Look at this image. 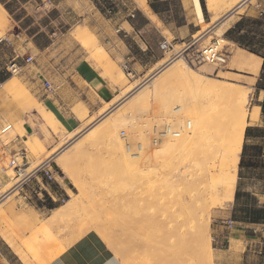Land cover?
Listing matches in <instances>:
<instances>
[{"label":"rangeland","instance_id":"374dc122","mask_svg":"<svg viewBox=\"0 0 264 264\" xmlns=\"http://www.w3.org/2000/svg\"><path fill=\"white\" fill-rule=\"evenodd\" d=\"M122 3H125V0H47L43 5L46 16H44L43 22L38 20L39 27L34 25L33 28L41 30L43 27L42 35L37 38V42L41 44L47 41L45 34L51 36L53 44L50 52L44 54L26 50L29 39L20 29L15 31L19 36L15 39L13 46L1 47L0 50V67L3 71L8 70L7 67L13 63L20 68L18 74H10L9 71L6 74L10 80L0 89V118L6 123L5 125H13L10 118L11 115L17 113L14 111V107L17 105L19 107L28 106L29 110L25 112V117L31 124L34 134L25 140L24 145L27 154L35 159L30 164V169L44 156L51 157L46 162V166L59 170L60 176L64 178L69 187L71 186V190H68V200H60V208L53 214L60 229L56 230L55 235L51 234L48 252L54 253L55 249L58 251L59 235L66 237L65 247H68L87 234L99 233L103 237L109 235L108 238L104 237L105 240L108 239L106 241L101 235L100 237L121 260L122 264L125 262V264H176L177 262L166 261L158 252L161 251L164 254L167 246L175 243L177 233L170 227L176 228L173 218L177 216L181 203L186 205V215L188 220H191L190 227L197 223L195 217L203 207L202 200L204 199L199 197L203 186L204 178L202 176L205 173L201 151L203 147L202 131L212 127L217 117L222 115L225 109H230L229 101L219 98L222 91L237 89L245 91L247 97L249 96L248 102H246L248 113L257 108L253 107L254 105H261V121L259 123L261 127L258 132H255L256 138L251 139L250 129H247L249 118L247 119L235 177V184L237 178H240L237 185L239 192L234 201L225 205L213 206L208 202L206 205L207 218L204 219L205 223L203 222L200 233V235L203 234L205 243L202 242L204 246H201L198 251L218 246L227 249L229 243L224 238L227 236L229 238L231 232L238 230L242 231L243 235L257 236L260 239L257 248L254 249L259 252L256 254L259 259L256 262L253 260L249 262L264 264V244L261 243L264 232L258 231L254 235L251 233V229L245 227L246 218L254 211L259 210L261 212L260 219H264V78L257 83L259 91H255V86L248 83L250 79L245 77L230 79L229 74H223L228 67V61L220 66L203 62L198 54L202 51L200 48L209 45L221 51L224 44L218 39L211 41V38H208L206 41H199L196 46L185 50L183 54L179 53L182 55H176L170 62L154 70L150 77L140 84L133 88L131 86L126 88L118 105L127 103L129 97L142 88L144 98L141 100V114L137 118L132 117L122 125L117 123L121 111L115 114L113 112L117 106L107 111L112 114L110 118L101 120L109 114L106 112V115L99 116L94 120L95 122H92L93 124L91 123L75 134L59 132L54 118L53 122L56 125L50 124L43 117L42 111L45 112V109L41 105V99L47 94L41 90L35 73L39 71L43 75L64 74L65 71L68 72L72 68L75 61L83 57L92 59L99 64L102 55L97 53L101 51V47L97 45V39L101 35L109 36V32H107L109 17ZM75 33L83 35L82 43L75 39ZM16 48L22 49L20 52L24 53L15 60H11L14 57L13 50H17ZM79 50H82V53L75 56L74 53ZM28 56L33 58L31 64L25 63ZM65 59H73V62L65 63ZM177 59L183 66L181 68H184V72L181 69L178 73L185 75V78L181 75H179L180 78L178 75V77L174 75L176 80L173 75H170L172 73L170 70V74L169 71L166 74L161 73ZM40 67L45 68V71ZM168 76L170 77L168 78ZM153 82H157V84L155 83L152 88ZM260 98L261 102L258 101ZM183 99L185 102L180 103ZM177 106L180 108L174 110ZM127 112H130V108L124 113ZM131 112L133 113V111ZM46 114L52 116L48 112ZM13 127L16 130L15 125ZM88 130L92 131L85 135L84 133ZM15 132L17 133V131ZM160 133H163V136H158ZM81 136H84L82 140H80ZM32 137L35 141H31ZM0 138L3 144L9 143L8 136ZM76 143L81 148L73 150ZM45 145L47 149L44 148ZM19 162L21 163V161ZM30 169L27 171L29 172ZM0 174L3 179L0 187L1 200L24 177H15L14 170L8 166V158L5 156L0 160ZM8 187L10 190L7 189ZM160 213L163 214L162 218ZM223 213H227L226 216L237 223L231 231L224 229L222 239L218 243L216 239L212 240L211 230H214V226H222L221 221L215 216H221ZM128 214H131L130 218ZM138 214L141 218L137 216ZM130 221L131 223L128 224ZM136 221H140L139 228V223L137 224ZM144 221L146 222L144 223ZM89 222L91 226L93 223H97L94 224L97 226H92L94 227L92 228ZM134 222L135 224L132 225ZM124 223L123 232L125 233L122 234L123 226L121 225ZM105 224L108 228L107 232H99L98 229L106 227L103 226ZM78 226L81 228L80 230ZM132 226L139 229V232L135 229L133 231H136L137 235L132 232ZM166 227L171 229L170 233ZM95 228L97 229L95 230ZM130 228L132 235L129 233ZM161 229L163 230L161 231ZM145 230L146 232H144ZM183 231H189V229ZM111 234H116L117 239ZM134 235L138 237L140 235L139 239ZM146 235L149 236L146 237ZM192 235L190 233V238ZM126 238L130 240H125ZM161 239L168 241L165 243V240L163 242ZM147 241L148 243L154 241L150 248L151 253L147 251L151 243L149 246L148 243H144ZM134 243L139 244L140 247H137L139 249L133 248L136 247ZM140 244L143 245V249ZM159 245H163V247L156 250L155 248L160 247ZM130 246L133 249H130ZM233 247L234 245L231 246L232 249ZM53 248L55 249L53 250ZM139 251L142 254L146 251L147 253L143 255L140 253L139 256ZM191 255L192 253L185 255L179 262ZM143 256L145 258H141ZM31 257L34 260L41 259L37 254H32Z\"/></svg>","mask_w":264,"mask_h":264},{"label":"crops","instance_id":"0c3cea01","mask_svg":"<svg viewBox=\"0 0 264 264\" xmlns=\"http://www.w3.org/2000/svg\"><path fill=\"white\" fill-rule=\"evenodd\" d=\"M46 1L0 0V7L4 11L3 23L0 25V50L1 47L13 46L19 36L15 31L20 29L29 39L26 50L44 54L50 52L53 44L51 36L44 33L47 41L41 44L37 42V38L42 35L43 27L41 30L33 28L34 25L39 27L38 20L43 22L46 16L43 6ZM202 1L204 10L198 0L203 16V21L199 22L193 0H125L109 17V36L101 35L97 39V45L101 47V51L97 53L102 55L99 64L83 57L75 61L72 68L64 74H44L49 79L47 80L53 93L45 92L40 86L47 94L41 99V105L45 109V112L42 111L43 117L50 124L56 125L54 118L59 132L75 134L112 107L117 106L113 112L119 113L126 104L118 105L126 88L140 84L176 55L183 54L199 41H206L208 38L211 41L218 39L224 44L222 50L227 55L228 67L223 74H229L230 79L248 78V83H252L254 90L259 91L257 83L264 63V0ZM246 19L257 20L259 23L244 21L237 25ZM163 40L169 43L167 51L159 47ZM246 45L259 52L251 53ZM16 49L13 50L14 57L11 60L24 53L20 52L22 49ZM81 53L82 50H79L74 55ZM65 60V63L73 62V59ZM124 66L129 75L123 69ZM40 69L45 71L43 67ZM8 73V70L3 71L0 67V89L10 80L6 76ZM258 101L261 102V98ZM253 107H257L258 112L256 119H249L247 125L251 139L256 138L255 132L261 127V105ZM14 108L17 113L11 115L10 121L20 135L16 147L26 150L24 142L34 134L25 117L29 108L18 105ZM111 116L109 113L101 120ZM5 124L0 118V130ZM31 141H35L34 137ZM44 148L47 149V146ZM50 158L44 156L30 169V164L35 159L26 151L23 172L30 169L27 177L15 184L10 192L12 194L0 200V253L4 261L7 264H122L96 234H87L66 248L64 235H59L60 252L55 251L54 256L47 261L51 234L55 235L56 230L60 229L53 214L60 208L61 198L68 196V190H71V186L60 176L59 170L46 166V163L42 164ZM46 172L51 176L50 181L45 178ZM239 181L240 178H237L232 201L239 192ZM2 183L0 174V187ZM226 214L215 216L222 226H214V230H211L212 240L216 239L218 243L225 229L223 221L230 218ZM263 221L264 219L258 223H246L245 227L251 230L258 228ZM262 240L264 241V236ZM259 241L257 236L243 235L242 231L235 230L230 234L227 249L209 247L176 264H251L250 260L256 262L259 259L256 256L259 252L254 250ZM32 254H37L41 259L34 260ZM208 255L211 257L210 262L207 261Z\"/></svg>","mask_w":264,"mask_h":264},{"label":"bare ground","instance_id":"6f19581e","mask_svg":"<svg viewBox=\"0 0 264 264\" xmlns=\"http://www.w3.org/2000/svg\"><path fill=\"white\" fill-rule=\"evenodd\" d=\"M139 1V0H138ZM194 2V6H195V13L197 15V18L199 20V22H202L203 21V16H202V12H201V8H200V4L198 2V0H193ZM242 3V2H241ZM3 15H4V11L2 10V8L0 7V25L1 23H3ZM75 39L81 41L82 43V40H83V35H81L80 33H75L74 35ZM211 48L209 45H205V46H202L200 49L203 51V50H206V49H209ZM180 61L177 59V61H174V63H172V65H170L169 67L165 68L164 71H162L161 73L162 74H166V72L168 73V71L170 70L172 73L170 74V71H169V74L170 75H175V76H179L181 75L180 73H178L182 68L180 65L181 63H179ZM183 67V66H182ZM184 69V68H183ZM182 69V70H183ZM173 72H175V74H173ZM184 72V70H183ZM160 73V74H161ZM178 73V74H176ZM186 73V72H185ZM174 76V77H175ZM177 76V77H178ZM170 76H168L169 78ZM181 77L185 78V75H181ZM165 78V77H164ZM172 78V76H171ZM170 78V79H171ZM180 78V76L178 77ZM155 79V78H154ZM167 79V77H166ZM176 79V77H175ZM174 79V80H175ZM177 80V79H176ZM173 81V80H172ZM155 83L157 84V82H153L151 87L152 86H155ZM164 85V84H162ZM153 88V87H152ZM156 88V87H154ZM150 91V90H149ZM143 92V88L142 90L140 91H136V93H133V95H131L129 101H127V103L125 104L124 109H122L121 113H120V117L118 119V122L119 124H124L127 120H131L132 117L134 118H137L138 115L141 114V100L144 98V93ZM160 92V91H159ZM156 93V91H155ZM146 95V94H145ZM154 95V94H153ZM249 97V96H248ZM247 97V94L245 91L243 90H237V89H229L227 91H222V93L220 94L219 98L221 99H224L229 101L230 103V109H225V111L223 112L222 115H219V117H217V119L215 120L214 124L212 125V127L210 128H205L204 131H202V157H203V164L205 166V169H204V174H203V186L199 192V197L200 198H204L202 200L203 202V207H201V210L198 211L196 217H195V220H196V224L192 227H190L191 225V220L187 218V215H186V205H179V209L177 211V216H175L173 219H174V222L176 223V228H172L170 227L171 229H175L176 231V240H175V243H171L170 246H167V250L164 251L165 253L162 254L163 252H158L160 253V256H163V258L168 261V262H179V260L183 259V257L189 253H192V254H195L198 252V250L201 248V246H204L202 242H204V237H202L203 234L200 235V233L202 232V225L205 223V218L206 215H207V207L206 205H208V202L210 203V205H213V206H217V205H225L227 203H230L232 202V199H233V195H234V185H235V177H236V173H237V168H238V162H239V156H240V152H241V148H242V142H243V137H244V131H245V128H246V125H247V119H251V120H254L256 119L257 117V108L255 109H252L249 113H248V110H247V103L248 102L247 100L249 99ZM136 98V99H135ZM183 103L185 102V100L183 99L182 101H180V103ZM187 102V100H186ZM228 103V102H227ZM249 106V104H248ZM128 108H130V112H127V113H124ZM180 108V106H177L174 110H178ZM118 110H120L118 108ZM117 111V110H116ZM133 111V113L131 112ZM118 112V111H117ZM116 112V113H117ZM109 113V112H107ZM106 113V114H107ZM115 113V112H114ZM105 114V115H106ZM110 116V115H109ZM95 128V127H94ZM93 130V129H92ZM92 130H88L86 131L84 134H88L90 131ZM84 135V136H85ZM84 136H81L80 140L83 139ZM158 136H163V133H160L158 134ZM79 140V141H80ZM78 141V140H77ZM78 141V142H79ZM71 142V140H70ZM77 142V143H78ZM155 142V141H154ZM77 143L74 145L75 147L73 148V150H78V148L80 147L77 146ZM81 148V147H80ZM81 151V150H80ZM75 153V152H74ZM77 153V152H76ZM48 161V160H47ZM47 161L43 162L42 164L46 163ZM27 173L28 172H24V174L22 173L20 176L21 178H26L27 177ZM23 178V179H24ZM21 179V180H23ZM10 187H8L7 189H9ZM10 190V189H9ZM11 191H9L7 194H5L4 197L6 196H9V194H12L10 193ZM13 197V196H11ZM167 205V204H165ZM164 205V206H165ZM168 206V205H167ZM174 209V207H172ZM172 210V209H171ZM128 212V211H127ZM140 212V211H139ZM138 212V213H139ZM129 213V212H128ZM141 213V212H140ZM151 213V212H150ZM162 214V213H160ZM129 215V214H128ZM131 215V214H130ZM129 215V218L131 217ZM125 216V214H124ZM138 217L141 218V216H139V214L137 215ZM163 214L161 215V218H162ZM123 217V216H122ZM192 217V216H191ZM126 218V216H125ZM137 218V217H136ZM105 219V218H104ZM122 219V218H121ZM128 219V217H127ZM193 219V218H192ZM124 220V219H123ZM138 220V219H136ZM158 220V219H157ZM207 220V219H206ZM76 221V220H75ZM81 221H83V219H81ZM100 221V220H99ZM102 221V220H101ZM106 221H109V220H106ZM115 222L118 221V220H114ZM122 221V220H121ZM126 221V219H125ZM142 221V219H141ZM78 222V220L76 221ZM105 222V221H104ZM120 222V221H119ZM133 222V221H132ZM146 221H144L145 223ZM173 222V221H172ZM204 222V223H203ZM90 223V222H89ZM109 224V222H106V224ZM130 222H128V224H130ZM136 223L138 224L139 223V226L138 228L141 226L140 225V221H136ZM79 224H80V221H79ZM83 224V223H82ZM94 224H97V223H93L92 226L96 227L97 225H94ZM103 224V223H102ZM103 225V226H106ZM113 224V222H112ZM121 224V223H120ZM128 224H126L128 226ZM135 222L132 224L134 225ZM172 224V223H171ZM78 225V224H77ZM76 225V226H77ZM81 225V224H80ZM79 225V226H80ZM91 226V223L89 224ZM88 225V226H89ZM99 225V224H98ZM117 225V224H116ZM124 225H121L123 226V228L121 229L122 231V234L125 233L123 232L124 230ZM143 225V224H142ZM162 225V224H161ZM78 226V228H79ZM85 226V225H84ZM89 226V227H90ZM91 226V227H92ZM118 226V225H117ZM120 226V227H121ZM82 227V226H81ZM94 228V227H92ZM101 227V225H100ZM99 227V228H100ZM116 227V226H115ZM161 227V226H160ZM160 227H159V230H160ZM163 227V226H162ZM113 228V227H111ZM117 228V227H116ZM115 228V229H116ZM133 228V226H132ZM136 229V226H134V228L132 229V232L135 230H138L139 232V229ZM168 228V227H166ZM192 228V229H191ZM68 229V228H67ZM81 228H79L80 230ZM83 229V227H82ZM87 229V228H86ZM97 228H95L96 230ZM147 229V228H146ZM169 229V228H168ZM169 229V232L170 233V230ZM188 230L189 231H183V230ZM100 230V231H99ZM108 230L107 226L106 227H102L101 229H98L99 232L102 233V231L104 233H106ZM112 230V229H111ZM119 230V229H118ZM142 230H144L142 228ZM141 230V231H142ZM150 230V229H149ZM148 230V231H149ZM163 229H161L162 231ZM114 231V229L112 230ZM119 230V232H121ZM128 232V228L126 230ZM140 231V232H141ZM174 231V230H173ZM131 232V228H130V231L129 233ZM146 232V230L144 231ZM150 232V231H149ZM147 232V233H149ZM155 232V231H154ZM96 233V232H95ZM109 233V231H108ZM114 233V232H113ZM112 233V234H113ZM133 233H136L133 232ZM132 233V234H133ZM146 233V234H147ZM160 233V232H159ZM190 233H192V238H190ZM97 235L99 233H96ZM111 234V235H112ZM130 233V235H132ZM139 234V233H138ZM144 234V233H143ZM79 236V234H77ZM101 234L98 235V237H100ZM119 235V233H118ZM117 235V237H118ZM129 235V234H128ZM128 235H126V237H128ZM137 235V233H136ZM172 235V234H170ZM169 235V236H170ZM73 236V235H72ZM71 236V237H72ZM75 236V234H74ZM112 236H115L116 238V234L115 235H112ZM120 236V235H119ZM135 236V235H134ZM142 236V235H141ZM149 236V235H148ZM146 235V237H148ZM165 237V235H163ZM169 236H167L168 238H170ZM194 236V237H193ZM76 237V236H75ZM101 237H103L101 235ZM100 237V238H101ZM106 237V235L104 236ZM103 237V238H104ZM109 237V235H108ZM106 237V238H108ZM131 237V236H129ZM139 239L138 236H135ZM145 237V238H146ZM166 237V238H167ZM66 238V237H65ZM79 238V237H78ZM162 238V237H160ZM167 238V239H168ZM68 239V238H67ZM113 239V238H112ZM117 239V238H116ZM128 238H126L125 240H127ZM132 239V237H131ZM135 239V238H134ZM148 239V238H147ZM59 240V239H58ZM72 240V239H71ZM105 240V238H104ZM108 240V239H106ZM105 240V241H106ZM130 240V239H128ZM137 240V239H136ZM152 240V239H151ZM150 240V241H151ZM163 242L165 239H161ZM103 241V240H102ZM139 241V240H138ZM144 241V240H142ZM149 241V240H148ZM147 242H144L145 244L148 243ZM158 241V239H157ZM166 241L168 240H165V243H167ZM59 242V241H57ZM56 242V243H57ZM70 242V241H69ZM118 242V241H117ZM61 243V242H60ZM67 243V242H66ZM113 243V241H112ZM127 243V242H126ZM151 243V242H149ZM149 243H148V246H149ZM154 243V241H153ZM151 243L149 248V251L148 253H151L150 252V248L152 247L151 245L153 244ZM158 243H160L158 241ZM205 243V242H204ZM71 244V243H70ZM106 244V243H105ZM136 245V243H134ZM162 244V243H161ZM57 245V244H55ZM54 245V246H55ZM62 245V244H61ZM133 245V246H135ZM142 249H143V245L140 244ZM132 246V245H131ZM130 246V249H133V248H137V247H140L139 244L137 243L136 247H133L131 248ZM147 246V247H148ZM160 246V245H159ZM115 247V246H114ZM145 247V246H144ZM163 245H161L160 247H156L155 249L156 250H160V248H162ZM56 248V247H55ZM53 248V250L55 249ZM66 248V247H65ZM62 249V248H61ZM139 249V248H137ZM154 249V250H155ZM153 250V249H151ZM153 250V251H154ZM56 251V249H55ZM136 251V250H135ZM138 251V250H137ZM146 251V253H147ZM60 250H58L56 253H59ZM140 253L142 254L141 251H139V256H140ZM145 253V252H144ZM143 253V254H144ZM145 253V254H146ZM142 254V255H143ZM141 255V256H142ZM155 255V254H154ZM54 256V254L52 252L49 253L48 255V261ZM145 256V255H144ZM141 257V258H145V257ZM149 256V255H148ZM162 258V257H161ZM162 258V259H163ZM208 261H210V256L207 257ZM141 262V261H140ZM126 263V262H125ZM124 263V264H125ZM129 263V262H128ZM131 264V263H130Z\"/></svg>","mask_w":264,"mask_h":264},{"label":"built area","instance_id":"2783aa9c","mask_svg":"<svg viewBox=\"0 0 264 264\" xmlns=\"http://www.w3.org/2000/svg\"><path fill=\"white\" fill-rule=\"evenodd\" d=\"M133 17V15H131ZM159 47L163 51H167L170 46L169 43L166 40H163L160 44ZM199 58L208 64H213L216 66L224 65L227 61V55L223 50L219 51L216 50V47H211L209 49L200 51L199 53ZM182 55V54H179ZM33 62V58L31 56H28L25 59L26 64H31ZM8 71L10 74H18L20 71V68L17 67L15 63L10 64V66L7 67ZM124 70L127 71L126 66L123 67ZM127 74L129 75V72L127 71ZM35 78L36 81L39 83V85L42 87V89L49 93H53V88L50 84V82L46 79V77L39 71L35 73ZM189 124V123H188ZM1 136H8L9 137V143L3 144L0 138V160L3 156L8 158V166L11 167L14 170L15 177L19 178L20 175L23 172V160H25V155H26V150L23 148H17L16 143L18 142V135L14 130V127L11 124L5 125L1 130H0V137ZM21 161V163L19 162ZM45 178L50 181L51 176L49 175L48 172L45 173ZM24 180V179H23ZM22 181V180H20ZM68 196H64L61 198V201H67ZM236 222L229 218L227 220L223 221V225L226 228L227 231H231ZM253 234H257V232H264V221L261 222L260 226L258 228H254L251 230ZM225 241L228 243L229 238L228 236L224 238ZM264 244V241H263ZM0 264H7L1 253H0Z\"/></svg>","mask_w":264,"mask_h":264},{"label":"trees","instance_id":"16d2710c","mask_svg":"<svg viewBox=\"0 0 264 264\" xmlns=\"http://www.w3.org/2000/svg\"><path fill=\"white\" fill-rule=\"evenodd\" d=\"M200 4L202 6V9L204 10V6H203V1L202 0H200ZM244 21L247 22V23H252V24H258L259 23L257 20L246 19V20H243V21L237 23V25L238 24L240 25V23H243ZM245 47L251 53L257 54L259 52L258 49L252 48L251 46L246 45ZM263 78H264V63H263V66H262V73L260 74V80L263 79ZM249 132H250V130H249ZM247 136H248V130H247ZM241 165H242V163L240 164V166ZM260 216H261V212L259 210H257V211L252 212L251 214H249L245 221L247 223H258L259 221L262 220V219H260Z\"/></svg>","mask_w":264,"mask_h":264}]
</instances>
